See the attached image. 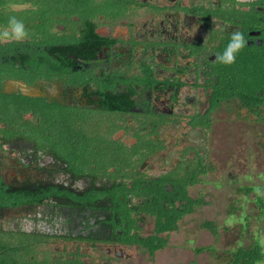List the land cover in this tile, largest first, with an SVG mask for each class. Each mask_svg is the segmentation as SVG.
<instances>
[{"label": "flooded vegetation", "instance_id": "obj_1", "mask_svg": "<svg viewBox=\"0 0 264 264\" xmlns=\"http://www.w3.org/2000/svg\"><path fill=\"white\" fill-rule=\"evenodd\" d=\"M0 10L28 32L0 41V93L31 104L0 121V178L45 194L0 208V229L40 234L36 251L102 247L104 264L144 249L128 236L154 233L152 190L177 205V187L211 167L215 110L236 99L209 110L226 65L217 54L237 30L247 43L236 60L264 54V0H0ZM75 251L43 258L86 264Z\"/></svg>", "mask_w": 264, "mask_h": 264}, {"label": "rangeland", "instance_id": "obj_2", "mask_svg": "<svg viewBox=\"0 0 264 264\" xmlns=\"http://www.w3.org/2000/svg\"><path fill=\"white\" fill-rule=\"evenodd\" d=\"M259 110V117L253 115L236 99L219 104L210 132L211 167L191 177L188 191L203 203L184 214L176 230L161 234L165 244L152 256L145 249L130 248L123 250L127 255L123 258L110 256V264H225L228 250L239 245L258 241L264 250V207L255 202L258 194L264 202V104ZM246 187H250L248 192L243 190ZM204 221L213 222L215 233L200 226ZM12 222L11 215L6 227L12 228ZM150 225L146 220L141 232L147 233ZM80 247L77 252L74 245L45 246L39 248L36 257H68L75 251L83 254L79 257L86 264L106 261L102 247ZM197 248L203 250L196 253Z\"/></svg>", "mask_w": 264, "mask_h": 264}, {"label": "trees", "instance_id": "obj_3", "mask_svg": "<svg viewBox=\"0 0 264 264\" xmlns=\"http://www.w3.org/2000/svg\"><path fill=\"white\" fill-rule=\"evenodd\" d=\"M1 12L0 10V24L1 22L8 24L10 17L3 16ZM230 98H236L241 107L253 115L260 116L259 108L264 104V54L254 60L238 59L232 65H221L219 77L212 88L209 110L214 109L220 100ZM27 101H22L20 96L14 98L0 93V121L4 120L8 114L10 116L11 113L29 109L31 104ZM199 167V173L205 172L201 168L203 166L199 165ZM192 182L193 180H190L177 187L174 197L180 200L177 205L166 206L163 204L162 200L171 194L170 191L163 187L152 190L154 202H144L143 206L147 207L146 210L155 217L154 233L144 238L130 235L128 236L129 242L141 245L150 256L161 248L165 244V239H162L157 233L176 230L177 222L182 216L192 212L193 208L203 203L200 197L187 196L185 187ZM243 190L248 192L250 187L243 188ZM44 198L45 194L41 188L30 186L16 189L5 184L0 178V208L36 204ZM75 199V197H70V200L74 201ZM255 202L260 208L264 207L261 195L256 196ZM200 226L212 233L216 231L211 221H204ZM41 238L42 236L36 233L0 229V264H82L79 260L73 259L51 261L46 258H36L35 253ZM202 250V248H197L195 252L198 253ZM209 250L212 248L209 247ZM227 253L228 259L225 264H259L264 261V250L258 241L247 246L239 245L228 250Z\"/></svg>", "mask_w": 264, "mask_h": 264}, {"label": "clouds", "instance_id": "obj_4", "mask_svg": "<svg viewBox=\"0 0 264 264\" xmlns=\"http://www.w3.org/2000/svg\"><path fill=\"white\" fill-rule=\"evenodd\" d=\"M242 2V0H238ZM28 37V32L22 21L16 17H10L7 27L0 31V41L15 40L22 42ZM246 40L241 31H233L230 42L227 45L223 54H217V60L226 65H232L236 62V55L245 47Z\"/></svg>", "mask_w": 264, "mask_h": 264}]
</instances>
